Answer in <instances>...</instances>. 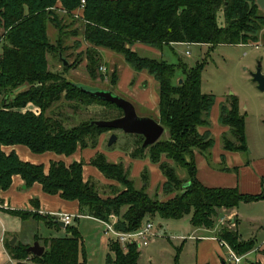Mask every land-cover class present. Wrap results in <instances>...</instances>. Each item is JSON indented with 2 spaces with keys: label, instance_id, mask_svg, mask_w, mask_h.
I'll list each match as a JSON object with an SVG mask.
<instances>
[{
  "label": "trees",
  "instance_id": "1",
  "mask_svg": "<svg viewBox=\"0 0 264 264\" xmlns=\"http://www.w3.org/2000/svg\"><path fill=\"white\" fill-rule=\"evenodd\" d=\"M59 2L68 12L79 9L81 4V0H0V29L4 30L0 35V192L11 186L15 175H20L27 187L38 182L46 193L77 201L83 215L101 221L115 215V228L123 232L141 228L146 221H153L151 217L156 214L165 219L190 216L192 226L214 228L222 209L264 199V191L246 194L237 187L208 186L198 178L196 153H206L214 144L208 116L215 95L202 90L205 63L199 62L195 67L184 62L169 64L132 48L136 43L158 49L174 43L206 44L214 49L218 45L264 42V9L257 0H86L81 18L85 22L86 40L94 47L121 54L134 70H146L158 82V121L165 126L168 137L144 147V137L136 135L137 147L131 153L139 158L147 152L153 162L160 163L165 181L155 195L148 193L147 172L141 175L143 185L138 188L124 162H110L100 152L91 158L90 164L119 184V188L111 184L110 194L101 193L93 179L85 180L83 160L70 165L53 161L46 174L42 164L23 161L14 150L6 153L2 147L12 145H25L36 154L54 152L66 156L80 148H95L99 137L110 130L92 121L123 115L114 103L88 94L66 78V71L78 61L63 65V72L50 70L48 54L57 52L61 60L60 54L64 53L59 46L61 38L51 42L48 34L50 23L66 33L54 10ZM86 55L87 71L96 77L101 55L95 48ZM178 69L182 71L180 78L176 77ZM112 78L117 84L118 73L114 71ZM24 85L28 89L15 93ZM62 98L78 104L99 103L112 111L68 127L62 119L46 115ZM28 103L38 106L40 114L22 111ZM219 120L233 137L223 134L224 150L247 149L246 120L240 112L238 97L232 96L229 104L221 107ZM201 128L206 130L201 132ZM163 156L175 165L162 161ZM176 167L186 172L185 179L179 176ZM159 190L168 199L161 200ZM8 212L22 219L52 222L49 217L32 211L10 209ZM219 238L241 255L255 246L254 241L241 240L237 230L227 227L221 229ZM36 240L45 246L42 256L27 252L29 243L18 241L12 246L7 239L12 259L17 264H83L80 260L83 237L77 226H67L65 236L35 235ZM109 250V264H138L140 251L136 244H129L124 250L119 242L110 240Z\"/></svg>",
  "mask_w": 264,
  "mask_h": 264
},
{
  "label": "rangeland",
  "instance_id": "2",
  "mask_svg": "<svg viewBox=\"0 0 264 264\" xmlns=\"http://www.w3.org/2000/svg\"><path fill=\"white\" fill-rule=\"evenodd\" d=\"M58 5L62 7L61 2ZM59 6L54 10L63 22L62 25H64V32L66 33H62L56 25L50 23L48 34L51 42H56L61 38L62 42L59 46L64 50L63 56L68 61V64L71 65L78 61L74 67L66 71V78L91 89H109L115 94L129 100L130 98L125 93L126 91L122 90V88L118 90L117 84L113 83V72L115 71L118 75L120 74V83L126 84L130 80L129 76L133 71L132 86H135L139 80L142 81L143 75L134 70L121 54L110 49L94 47L86 40L85 22L81 19L84 9L68 12L61 7L59 8ZM3 31V29H0V35ZM258 44H260V48L258 49L255 46L256 43L218 45L214 49L206 44L178 43L164 45L161 49L152 48V50H149V48L143 47L136 50L142 55L163 59L169 64L177 65L180 62H184L189 67H195L199 62L205 63L202 74V90L205 93L215 95V103L208 116L214 144L208 152L202 153V156H199V162H197L199 163V167L197 168L199 176H202L201 178L205 184L211 183L214 185L218 183L221 185L222 182V176L216 175L209 168L215 169L218 173L224 172L233 175L240 171L239 166H242L241 164L245 160L250 159L251 162H254L264 157V91L258 89L257 83L252 80V73L257 70L259 63H261L264 73V42L260 41ZM92 48H95L101 55V64L96 77L90 75L87 71L88 60L86 52ZM1 51L2 46H0ZM109 54H111V57ZM48 64L50 70L56 72H63L64 70L57 52L48 54ZM181 72L178 69L177 75H180ZM146 73L151 77L147 79L148 81L143 80L144 82L142 81L140 86L145 90L143 92L146 94L145 98H147L148 107H137V112L140 116L149 115L152 118H156L159 111V85L151 74L147 71ZM25 89H28V85L20 87L15 93ZM232 96L238 97L240 112L245 115L246 120L245 135L247 149L240 151H228L223 148V134L227 133L228 136H232L229 133V128L221 124L219 115L221 107L228 105ZM157 108L158 110H156ZM110 111L112 110L99 103L78 104L75 101L68 102L65 98H62L47 111L46 115L55 116L62 119L66 126L74 127L81 122H88L90 119L107 115ZM40 112L41 109L38 107L36 114H40ZM204 129L201 128V132L206 130ZM113 133L117 135L118 139L110 146L109 139ZM166 137H168V131L165 129L161 139ZM138 139L136 135L126 134L121 130H111L109 134H106V140H101L97 146V152L105 154L107 160L110 162H124L125 166L130 169L131 178L135 181L138 188L143 185L141 175L147 172L149 174L148 193L153 196L158 192L165 176L160 168V163L153 162L149 153L146 152L145 156L139 158L131 156L132 151L137 147ZM162 161L169 160L163 156ZM169 162L175 165L172 161ZM253 167L256 168L255 164H253ZM176 168L179 176L185 179L187 176L186 172L182 168ZM102 176L104 175L102 174ZM92 179L101 193L110 194L111 184L119 188L117 182L107 178L105 180L104 178L99 179V177L94 176ZM159 192L158 196L161 200L168 199V196L161 194V190ZM222 216L219 215L216 218L215 229H217V233L223 227L234 228L231 220L226 219L224 224L220 223L219 219ZM151 218L157 232V238L148 246L139 248L149 249L148 251L151 253L149 256H142L139 264H193L196 240H193L191 238L192 235H190L192 228L189 218L165 219L159 214ZM50 221H52V226H48L44 220L24 222L20 225V242H29L31 245L34 242V235H38L40 238H50L66 234L63 232L62 227L55 224L53 219H50ZM71 225L77 226L83 237V247L80 254L81 262L83 264H109L107 262L108 236L104 233L106 225L86 216H79V219H74ZM198 235L199 233L196 234V236ZM176 249H183L179 253V256H177L178 252ZM225 249L228 248L225 247ZM253 261V256H246L242 264H252ZM0 264H15L3 249H0Z\"/></svg>",
  "mask_w": 264,
  "mask_h": 264
},
{
  "label": "crops",
  "instance_id": "3",
  "mask_svg": "<svg viewBox=\"0 0 264 264\" xmlns=\"http://www.w3.org/2000/svg\"><path fill=\"white\" fill-rule=\"evenodd\" d=\"M60 7L61 6H59V8ZM174 44H178V43H174ZM143 47L149 48V50H152V48H154L152 46L143 43H136L135 45H133L132 48L134 50H137L138 48H143ZM109 52L112 54L111 51ZM111 54H109L110 57ZM106 58L108 57L106 56ZM140 74L143 75L142 81L143 80L148 81L147 79L151 77L150 75H147L146 70L140 71ZM181 75L182 73L180 75H177L176 77L180 78ZM133 76L134 73L132 71L131 75L129 76L130 80H128L126 83L127 85L120 83L119 80L117 83V89L121 90L122 88V90L124 89V91H126L125 93L130 98L129 100L134 103L136 109L137 107H142V108L143 106L148 107L147 106L148 102H146L147 98H145L146 94L145 92H143L145 90L140 86V83L142 81L139 80L135 86H132L133 83H131V80L134 78ZM128 87L129 88L131 87V89H129ZM27 110L37 112L38 106L34 105L33 103H28L27 106L22 109V111H27ZM156 110H158V108ZM159 116L160 113L158 111L155 119H158ZM107 133L109 134V132ZM107 133L105 132L99 137L98 145L101 142V140H106ZM2 149L6 153H10L13 150L16 151V153L23 161L34 164H42L44 166V171L46 174H48L51 163L53 161H64L67 165H70L74 161L83 160L85 162L84 165L85 180L92 179L94 176L99 177V179L104 178L106 180V178L102 176V174L100 173V170L90 164L91 158L94 157L95 154L97 153V147L95 148L88 147L84 149L80 148L78 149V151H76L74 154L70 156L56 154L54 152H45L42 154H36L33 153L25 145L3 146ZM224 152L223 154H225ZM199 156H202V153L197 152L196 163L199 162ZM253 164H255L256 168L253 167ZM241 165L242 166H239L240 171L237 174L234 173L233 175H230L231 173H224V172L218 173V171H215V169H211L208 167L209 170H211L216 175L222 176L221 177L222 182L221 185L218 183H215L214 185L210 183L207 185L212 187H237L241 192L246 194L255 195L262 193L264 191V157H261L254 162H251L250 159L245 160V162H243V164ZM198 167H199V163H197V168ZM201 177L202 176H199V170H198V178L201 181H203ZM164 181H165V177H164ZM0 199H1L0 200V227H1L0 249L6 251L7 254L10 256V258L12 257L6 246V240L8 239L10 241L13 235L16 234L17 235L16 243L18 241H21L20 225H22L24 222H31L37 220L35 218L22 219L19 216L12 215L8 212L10 209H19V210L32 211L33 213H39L42 216L49 217L48 218L49 221L50 219H53L55 224H58L57 221L61 220L58 213H70L74 215L78 214L77 217H75V219H79V216H86L89 218L96 219L92 216L81 214L79 203L77 201L65 200L59 194L52 195L46 193L43 190L42 185L38 182L34 183L31 187H27L23 178L20 175H15L13 177L11 186L7 190L0 192ZM220 215L228 217L229 220L234 221V223L236 222L233 230H237L241 240L254 241L255 243L254 248L246 254H242V255L238 254L242 256V259L239 263H234L231 260L229 249H225V246H221L220 242L217 239L219 233H217V230L215 229L216 226L214 228L194 227L190 223V226L192 228V231L190 232V235H192L191 238H193V240H196L195 242L196 249H194L195 254L193 256L194 259L193 264H242L246 256H253L254 261L252 264H264V199L253 202H241L235 208L222 209ZM185 217H188L190 222V216H185ZM43 220L44 219H39L38 221H43ZM96 220L103 223L101 220L98 219ZM44 221L48 226L53 225L50 222L48 223L46 220ZM59 226L62 227L63 232L67 234V226H61V225ZM198 233L199 235L196 236V234ZM66 234L62 236H65ZM62 236H57V237H62ZM110 240L111 238L108 236V242H107L108 252L110 251L109 250ZM148 250L149 249H139L140 257L138 260V264L142 256L151 255V253ZM182 250L183 249H176V251L178 252L177 256H179V253ZM12 260L15 262V264H17L16 260L14 259Z\"/></svg>",
  "mask_w": 264,
  "mask_h": 264
},
{
  "label": "water",
  "instance_id": "4",
  "mask_svg": "<svg viewBox=\"0 0 264 264\" xmlns=\"http://www.w3.org/2000/svg\"><path fill=\"white\" fill-rule=\"evenodd\" d=\"M257 3L264 9V0H257ZM61 60L64 66L68 65V61L62 54H60ZM253 82L257 83L258 89L264 91V73L262 71L261 63L258 64V68L252 73ZM182 83V79L179 81ZM78 86L90 95L105 101L114 103L120 107L123 111V115L113 119H97L93 120L92 124L108 128L111 130H121L126 134L141 135L144 137L143 146H150L159 141L165 132V126L161 124L157 119L150 116H140L137 112L136 106L130 100L115 94L109 89H91L84 85L78 84ZM118 139L117 135L113 133L109 139V145L112 146ZM57 223L61 226H65L64 222L58 220ZM17 241V235L14 234L10 239V245H15ZM27 252L36 256H42L45 252V246L41 245L39 241H34L29 247Z\"/></svg>",
  "mask_w": 264,
  "mask_h": 264
},
{
  "label": "built area",
  "instance_id": "5",
  "mask_svg": "<svg viewBox=\"0 0 264 264\" xmlns=\"http://www.w3.org/2000/svg\"><path fill=\"white\" fill-rule=\"evenodd\" d=\"M85 3L86 0H81L79 9H84ZM255 46L257 49L260 48V44H256ZM58 215L64 222L65 226H70L75 217H77L70 213H58ZM226 219L229 220L228 217L222 216L220 217L219 222L224 224ZM102 222L106 225L105 234L108 235L111 240L119 242L124 250L128 249L129 244H136L138 248L146 247L157 238V232L155 231L156 229L152 220L146 221L141 228L129 232L119 231L115 228L117 222V217L115 215H111L109 220ZM232 226H235L234 221H232ZM217 239L221 246H225L229 249L231 260L234 263H239L242 256L238 255L225 240L219 238V236Z\"/></svg>",
  "mask_w": 264,
  "mask_h": 264
}]
</instances>
